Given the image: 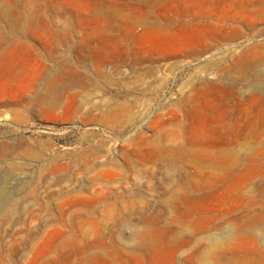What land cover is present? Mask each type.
Returning a JSON list of instances; mask_svg holds the SVG:
<instances>
[{"label": "rangeland", "instance_id": "1", "mask_svg": "<svg viewBox=\"0 0 264 264\" xmlns=\"http://www.w3.org/2000/svg\"><path fill=\"white\" fill-rule=\"evenodd\" d=\"M0 264H264V0H0Z\"/></svg>", "mask_w": 264, "mask_h": 264}, {"label": "bare ground", "instance_id": "2", "mask_svg": "<svg viewBox=\"0 0 264 264\" xmlns=\"http://www.w3.org/2000/svg\"><path fill=\"white\" fill-rule=\"evenodd\" d=\"M68 89V88H67ZM52 97V96H51ZM115 114V113H114Z\"/></svg>", "mask_w": 264, "mask_h": 264}]
</instances>
